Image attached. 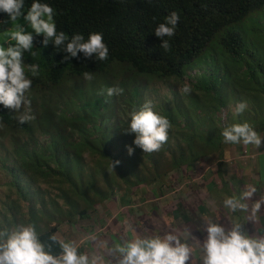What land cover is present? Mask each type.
Masks as SVG:
<instances>
[{"label": "trees", "instance_id": "1", "mask_svg": "<svg viewBox=\"0 0 264 264\" xmlns=\"http://www.w3.org/2000/svg\"><path fill=\"white\" fill-rule=\"evenodd\" d=\"M32 2L25 0L22 9L25 14ZM39 2L47 3L55 10L57 31L65 32L69 38L74 34H82L87 40L91 33H101L109 56L105 61H97L94 56L85 58L83 53H78L70 62L60 63L66 53L57 51L51 42L44 47L43 36L34 38L32 51L36 53L35 56L30 52L24 53L25 72L32 80L31 93L49 91L64 79L84 77L85 72L93 76L103 75L104 80L95 88H73L75 94L66 100L72 107H69L70 104L57 107L63 109L59 117L55 114L54 118L45 116L51 122L46 125L42 122L38 125L31 122L20 125L17 122L18 114L0 105V127L12 129L14 136L18 131L30 137L22 147H18L19 150L14 148L13 156L4 160L5 163L9 160V165L4 166L2 162V169L12 176L13 181L9 183L11 193L8 202H3L6 219L0 222L1 230H13L18 225L31 223L40 240L46 246L51 244L53 254H59V245L51 242L49 236L55 234L57 240L61 241V226L75 229L79 222H89L93 213H97L106 223L112 222L114 218L105 217V209L101 204L107 200L111 202L107 207L111 209L112 215L118 214L117 217L121 218L116 231H122V234H125V230L130 232L131 239L137 236L144 238L145 233L150 231L161 236L171 232L185 241L181 236L183 230L187 231L185 225H194L195 230L203 232L208 217L216 212L222 217L220 224L226 229L231 227L236 217V222L241 219V223H244V215L241 212L231 213L222 201L225 196L238 195L246 185H250L248 183L256 186L260 195L264 182L261 183L254 174L249 182L239 176L242 170L249 169V164L244 167L245 160L242 158H233L237 167L232 168V171L229 169L226 159L232 147L240 148L241 152L243 144H225L221 135L224 129L215 116L232 97L236 101L250 103L255 112L264 114V84L260 85L259 82L264 80V0ZM172 12H177L180 19L175 35L166 38L169 39L170 50L165 52L160 48L162 39L155 35L154 30ZM0 21H7L0 23V32L12 22L3 12H0ZM31 64L40 66V74L36 77L28 71ZM201 65L205 68V74L198 76L197 84L189 93H184L188 100L181 96L174 107L165 110L164 117L176 129L173 132L169 130L168 136L171 137H168L159 152L146 153L144 158L142 149L137 150L138 147L134 145L133 155L120 158V155L112 156L110 150L105 149L104 142L114 139L113 133L116 130L124 132L127 126L125 120L115 119L111 105L113 102L109 101L107 95L108 88L115 87V83L124 92L127 91L124 84H131L129 92L133 99L129 104L133 111L132 107H140L134 100L143 98L142 89L145 86L141 83L145 78L181 80L187 76L190 68ZM127 69L132 72L128 78L122 75V71ZM103 91L104 99L100 96ZM175 93L182 91L177 90ZM26 96L31 101L29 92ZM197 112L204 114V117H199ZM181 118L187 120V130L193 127L195 132L177 136V130H182L178 122ZM99 119L101 126L96 122ZM234 123L239 122L233 118L230 125ZM251 123L254 126L261 125L258 130L264 135L263 116L259 119L255 116ZM104 125L106 131L101 135ZM38 127L49 131L48 136L41 140L33 138V130ZM110 130L111 134L108 133ZM91 135L96 137L92 139ZM20 140L14 138L12 143L20 144ZM171 141L178 143L176 151L171 150ZM258 151L262 154L260 159L264 161V145ZM86 154L92 160L98 158L93 167L92 163L88 164L84 160ZM158 154L166 160V163L162 160L165 169L168 167L167 154H171L170 168L179 171L177 175L169 172L168 181H162L167 177L166 172L163 176L154 175L153 179L143 172L147 162L151 163L154 170H159ZM105 159L120 161L114 169L111 168L113 176L108 173L102 176V187L104 182L108 183L106 191L99 189L100 172L106 168L109 170L110 163L105 162ZM193 161L198 162L199 166L194 174H188L185 170H192ZM214 175L218 183L211 181ZM201 177L205 184H201ZM137 188L143 190L140 192L143 201L136 196L133 200L132 194L135 195ZM166 189L170 190L168 194L171 196L164 193ZM258 194L254 195L253 200L258 198ZM113 199H116L115 202L111 201ZM251 202L248 201L249 205ZM112 203L118 210L109 207ZM147 203H152L153 207L149 209ZM132 209L145 211L154 218H148L147 215L135 217ZM259 214L263 215L264 224V206ZM135 218L139 223H136ZM127 220L130 228L125 229L123 225ZM149 220L151 224H148ZM254 225V222L249 221L244 226L245 230L249 235L259 237L258 228H254ZM193 240L198 239H194V236L188 239L189 243ZM79 251L85 252L82 247ZM195 253L193 251V257ZM192 261H196L195 257Z\"/></svg>", "mask_w": 264, "mask_h": 264}, {"label": "clouds", "instance_id": "2", "mask_svg": "<svg viewBox=\"0 0 264 264\" xmlns=\"http://www.w3.org/2000/svg\"><path fill=\"white\" fill-rule=\"evenodd\" d=\"M25 0H0V12L6 13L9 20L17 22L21 17L24 25L16 24L11 31H5V43L0 44V105L10 112H23L17 117V122L23 125L35 119L32 114L31 101L26 93L32 86V80L25 72L24 53H36L34 48V35L43 36L42 45L47 47L51 42L57 51L66 53L60 63L70 62L72 58L83 53L85 58L105 61L109 56V49L101 33H91L87 40L82 34H74L69 38L63 31H57L54 21L55 10L47 3L33 0L26 14L22 11ZM177 12H172L164 23H160L154 30L157 37L162 39V48L165 52L170 50L169 39L175 35L179 22ZM7 21H0L6 23ZM14 42V43H12ZM6 45V46H5ZM28 71L33 77L40 74V66L31 64ZM84 79L91 81L93 75L85 72ZM31 78V77H30ZM184 93L191 88L185 84ZM123 89L111 87L107 89L109 97L122 94ZM151 101H147L139 110L130 113V123L124 129L126 134H135L133 144L144 153L159 152L168 141L171 128L170 121L153 110ZM247 104L240 102L236 105L235 113L242 114ZM225 144L252 145L260 148L262 138L248 122L234 123L221 133ZM128 155L134 153L132 146H126ZM120 161H112L114 169ZM257 187L246 185L245 190L238 195L225 196L222 204L231 213H248L247 220L256 222L264 206V197L253 201L257 194ZM248 201H252L249 205ZM219 217L217 218V221ZM208 221L202 229L206 232L203 243L197 244L200 250V264H264V236L249 235L244 223L233 222L226 229L218 222ZM59 245V254H53L51 244L45 245L39 238L33 224L18 225L15 229L4 228L0 230V264H106L104 255H89L79 251L73 241H58L55 234L48 238ZM95 239V237L93 238ZM109 255L116 257V264H192L194 248L182 241L180 236L171 232L152 237H134L122 242H113L106 247Z\"/></svg>", "mask_w": 264, "mask_h": 264}, {"label": "rangeland", "instance_id": "3", "mask_svg": "<svg viewBox=\"0 0 264 264\" xmlns=\"http://www.w3.org/2000/svg\"><path fill=\"white\" fill-rule=\"evenodd\" d=\"M19 23L21 25H24L27 31H32L31 29L27 28V25L24 24L23 18L21 17L17 22H11L9 27L7 29H5L4 31L0 32V44H4L5 43V38H4V33L5 31H11L15 28L16 24ZM34 38L35 37H42L41 36H35V34L33 33ZM14 43V42H12ZM6 46V45H5ZM122 72H124L122 75H126V77L128 78L130 75L129 73H132L130 70H123ZM205 74V68L203 67V65H201L200 67H194V68H190L187 76L181 80H170V81H160L157 79H152L150 80L149 78H145V80L143 81V83H141L143 86H145L143 90L144 94H143V98L141 100H134L135 103H139L140 107L139 108H134L132 107V109L134 110H139L143 104L147 101H151L153 104V110L155 112H157L158 114L165 116V110H170L169 108L174 107L176 104V101L179 99V97H183L186 100H188V96H186V94H184V92L182 91L185 84L189 85L191 89H193L194 85L197 84V80H198V76ZM261 79H263V76H260ZM104 80V76L103 75H94L93 79L91 81L84 79V77H69L67 79H64L61 84L55 85L53 86V89L49 90V91H38V92H33L31 93V90H29V95L31 97V109H32V114L35 116V119L33 121H31V123L34 125H38L39 122L42 123H51L50 120L47 117H52L54 118V114L56 115V117H59V114L62 112L63 109H57V107H62V106H67L70 103H68L67 98H70L75 94L73 88H95L98 85L102 84ZM114 82V81H113ZM260 85L264 84V80H259ZM114 86L116 87L117 85ZM125 88L127 91H124L122 94L120 95H115V96H111L109 97V101L113 102L111 103L112 109L115 112V119L119 120H125L127 122V126L124 127L127 128L128 124L130 123V113L132 112L131 108H130V101L133 99V97L131 96V93L129 91H131L132 85L125 83L124 84ZM177 90L182 91V93H175ZM176 95H179L178 97H175ZM100 96L104 99L105 98V93L104 91L100 94ZM71 102V101H70ZM128 102V103H127ZM188 102V101H187ZM240 102H244L247 104V108L245 109V111L240 114L237 115L235 113V108L236 105ZM59 105V106H58ZM122 105V107H121ZM69 107H72L71 104L69 105ZM23 112V108L21 109V112H16L18 114V116ZM195 115V114H194ZM197 115L199 117H204V114H201L200 112H197ZM47 116V117H45ZM196 116V115H195ZM257 116V119H259L260 117H264V114L261 113H257L255 112V109L252 107V105L250 103H247L246 101H236L234 100V97H232V99L227 100L225 106H223L219 112L217 113V115L215 116L216 119H218L220 126L224 129L226 128V126L228 127L230 125V123H232V119H237V121L239 123H243V122H248L250 125L253 126L254 130L257 131V133L261 136L262 138V144L261 147L264 145V135L262 134V132L260 133V131L258 130V127H261V125H256L254 126L251 123V120L254 119V117ZM98 126H101V119L96 121ZM181 125V129L182 130H177V136L181 135L184 136L185 134H189L190 132H195L193 127H190L189 130H187L186 126L188 125L187 120H185L184 118H181L178 121ZM53 124V122H52ZM46 125V124H45ZM189 127V126H188ZM106 126L104 125L103 130L101 131V135L103 133H105L106 131ZM68 129H70L68 127ZM176 129L175 126L171 125V128L169 130H171V132H173ZM203 127L200 129L202 130ZM12 129H9L8 127L5 126H1L0 127V222L4 221V219H6L5 215H6V209H4V203L3 202H8V196L11 193L10 191V185L9 183L13 181L12 176L7 173V171H5L4 169H2L3 163L4 166L9 165L10 162L9 160L6 161V163L4 162V160L8 159L10 155H12V153H14V151L16 149L19 150L18 147H22L23 143H25L27 138H30L28 136H25L21 133H19L18 131L16 132V136L13 135V132L11 131ZM108 133H112V130H110ZM185 133V134H184ZM49 131L47 130H43L41 127L38 128H34L33 130V134L32 137L33 138H37V139H42L45 136H48ZM100 135V136H101ZM114 139L105 141V149L106 150H110L109 152L112 154V156H121L120 158H126L128 155L127 152V148L126 146H134L133 141L135 139V134H126L125 132L122 131H118L116 130L115 133H113ZM127 136V138H126ZM96 137V135H91V138L94 139ZM171 137V136H168ZM21 139L20 140V144H16L15 142L12 143L13 139ZM204 139H208V138H204ZM18 140H16L17 142ZM169 144H172L171 146V150L172 151H176L177 150V146L176 144H178L177 142L171 141ZM32 145L34 146V143H32ZM96 146V145H95ZM242 146V145H239ZM16 148V149H14ZM259 148H256L252 145H243L241 152L240 148H236L235 146L232 147L230 154L227 157V161L229 162V169L232 171V168H236L237 167V162L233 159H244V167H247V165L249 164V169L246 168V170H242L239 176H242V178H244V180L246 182H249L251 175H256V177L260 180V182L262 183V181L264 182V161L260 159V156H262V154L258 151ZM139 150V147L138 149ZM125 153L124 155L122 153ZM143 152V150H142ZM178 154V152H177ZM13 156V155H12ZM143 156L145 158L146 153L143 152ZM173 156V155H172ZM157 157H159V163H160V168L159 170H154V168L151 166V163H148L146 165H144L145 169L143 168V172L146 173V176L150 179L154 178V175H158V176H163L164 172L167 173V177L163 178L162 181H168L169 180V172H171L170 174L174 175V174H178V169H171L170 167H172V161H171V154H167V159H168V167L167 169L162 167V160L164 161V163H166V160L164 158V156H162L161 154H158ZM86 159V161L88 162V164H91V167H93L95 164H93L95 161H97V157L93 158V160L89 157V155H85L84 156V160ZM2 160V161H1ZM148 160V159H147ZM3 162V163H2ZM105 162H109V170L106 168L105 170H103L102 172H100V183H99V189H104L105 191L108 188V183L104 182L103 183V187H102V182H103V177L105 174H110V175H114V171L111 170V163L112 160L110 159H105ZM194 162V161H193ZM197 163V164H196ZM194 162L193 166H192V170H185L188 174H194L195 170L198 168L199 163L198 162ZM165 170V171H163ZM262 178V179H261ZM216 175H214L213 177H211V181H216L218 183V180H216ZM201 184H205V182L203 181L202 177L199 179ZM209 182H206V184ZM236 185V182H233ZM251 185V183H248ZM152 186L149 188L151 190ZM261 189L262 192H264V183H262L261 185ZM149 190V191H150ZM245 190V189H244ZM143 192L142 189H138L137 188V192L135 193V195L132 194L133 196V200H135V196L137 198H141V193ZM146 192V191H145ZM144 192V194H145ZM170 192L169 189H166V192H164L165 194L171 196L170 194H168ZM258 194V193H257ZM259 196V194H258ZM173 198H176L175 194H172ZM171 197V198H172ZM116 199H113L111 201L115 202ZM143 201V200H142ZM254 201V200H253ZM110 200H107L102 204V207L105 209V217H109L111 219H113L112 222L110 223H106L104 222V220H101L99 215L97 213H93L91 218L88 219L89 222H79L77 228L75 229H70L67 226L62 227L61 226V231H60V240L61 241H73L76 243V245L80 248H84L85 252L88 253L89 255L92 254H96V255H104L105 256V260H106V264H116V257L114 255H109L105 249H102L100 247L101 243H103L106 247L111 246L112 243L115 242H122L124 240H128L131 239V235L130 232L125 230V234H122V231H120L119 233L116 231V229L119 228V221H121L120 217H117L118 214L116 216L112 215V211L111 209H109L107 206L108 204H110ZM142 203V202H141ZM144 204V203H143ZM141 206H143L141 204ZM148 208H152L153 204L152 203H147ZM28 207V204L26 205V209ZM109 207L111 208H115L114 203H112L111 205H109ZM139 208V207H138ZM25 209V210H26ZM115 209L118 210V207H116ZM143 209V208H142ZM132 213L134 214L135 212V217L137 215H142L143 217L145 215H147L148 218H154L151 215L152 214H148L146 213L144 210V212L139 211L138 209H132ZM242 215H244L245 221H244V226L246 224H248V220H247V213H242ZM263 215L259 214V219L255 222L254 228H258V234H260V236H264V224H263V220L262 217ZM219 217V214L216 212L214 214H211L208 219L209 221L212 222H216L217 218ZM190 219V218H189ZM222 219V217H219V220L217 221L218 223H221L220 220ZM136 223H139V221L135 218ZM191 220V219H190ZM238 220V218H235V222ZM192 222H194L195 220H191ZM248 221V222H247ZM241 222V219H240ZM246 222V224H245ZM129 221H125L124 222V227L126 228H130L129 226ZM152 221L149 220L148 224H151ZM52 226H54V224H51ZM51 226V227H52ZM194 225H185L186 230H183V234L181 235L183 237V239L185 241H188V239L191 238V236H194V239H198L197 241H191V243H189L193 248H194V252L195 255V260L196 261H192V264H200V250H198V248L196 247L197 244L200 242L201 244L203 243L204 239L206 238V233L204 234L203 232H201V230H195ZM78 227L80 229H78ZM2 228H0L1 230ZM259 230H262V232L260 233ZM150 232V231H149ZM146 232L144 238L146 237H152L155 236L152 233ZM132 233V232H131ZM95 237V239H93ZM193 257V258H194Z\"/></svg>", "mask_w": 264, "mask_h": 264}, {"label": "crops", "instance_id": "4", "mask_svg": "<svg viewBox=\"0 0 264 264\" xmlns=\"http://www.w3.org/2000/svg\"><path fill=\"white\" fill-rule=\"evenodd\" d=\"M261 197H264V192H261V194L258 196L257 199L261 198ZM252 203V202H251Z\"/></svg>", "mask_w": 264, "mask_h": 264}]
</instances>
